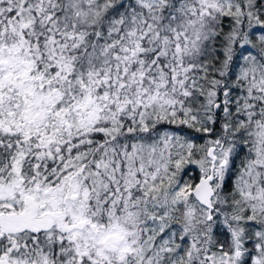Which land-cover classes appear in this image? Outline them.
I'll use <instances>...</instances> for the list:
<instances>
[{
    "label": "snow or ice",
    "instance_id": "1",
    "mask_svg": "<svg viewBox=\"0 0 264 264\" xmlns=\"http://www.w3.org/2000/svg\"><path fill=\"white\" fill-rule=\"evenodd\" d=\"M0 264H264V0H0Z\"/></svg>",
    "mask_w": 264,
    "mask_h": 264
}]
</instances>
